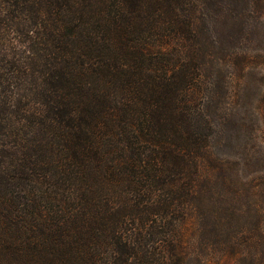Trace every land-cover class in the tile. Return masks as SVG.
I'll list each match as a JSON object with an SVG mask.
<instances>
[{
  "label": "trees",
  "instance_id": "trees-1",
  "mask_svg": "<svg viewBox=\"0 0 264 264\" xmlns=\"http://www.w3.org/2000/svg\"><path fill=\"white\" fill-rule=\"evenodd\" d=\"M263 45L264 0H0V264H264Z\"/></svg>",
  "mask_w": 264,
  "mask_h": 264
},
{
  "label": "rangeland",
  "instance_id": "rangeland-1",
  "mask_svg": "<svg viewBox=\"0 0 264 264\" xmlns=\"http://www.w3.org/2000/svg\"><path fill=\"white\" fill-rule=\"evenodd\" d=\"M257 52H261L262 54H264V45L261 46L259 49H256L255 53ZM256 89L253 90L252 96L253 98L256 97ZM233 144H235L234 142H232ZM234 145L232 144H227L225 147H221V148H217L216 150H214V152L216 153V155H218L220 158H234L235 156H237V150L234 149L233 147ZM261 172L264 171V168H261ZM261 173L259 174L257 177L262 176Z\"/></svg>",
  "mask_w": 264,
  "mask_h": 264
}]
</instances>
